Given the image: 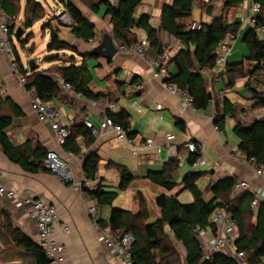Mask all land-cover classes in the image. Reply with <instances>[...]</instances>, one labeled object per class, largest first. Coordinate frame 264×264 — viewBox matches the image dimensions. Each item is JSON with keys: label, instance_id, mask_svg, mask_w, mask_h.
<instances>
[{"label": "crops", "instance_id": "obj_1", "mask_svg": "<svg viewBox=\"0 0 264 264\" xmlns=\"http://www.w3.org/2000/svg\"><path fill=\"white\" fill-rule=\"evenodd\" d=\"M33 1L40 5L43 11L42 20L32 24L33 28L48 24L44 30V40L41 46L45 55L40 58L41 64L37 65L38 62L36 64L33 62L35 70L38 67L35 72H45L68 65V61L61 64L57 61H44L46 58L49 59L56 55H63L68 60L74 58L76 66L81 63L86 65L91 76L90 90L94 94L103 96L93 106V102L78 97L73 91L62 90L60 87L62 82H59V93L49 104L59 111L67 136L74 125L84 124L85 121L98 128V124L102 122L105 115L109 114L106 112V106L111 103L114 107L110 112L111 115L124 114L127 117V133L132 135L131 137L127 135V137L133 140V146H130L128 143L118 142L112 134L99 132L97 136H93L88 130L93 143L87 145L86 137L77 136L74 140V149L77 153H71L64 146H57L50 125L37 121L28 95L19 87L17 77L0 53V94L3 100L9 99L21 112V115L14 118L11 127L7 129L9 140L16 146L28 143L33 147L39 144L45 151H56L69 164L74 181L82 186L80 192H74L46 171H39L35 174L26 173L5 157L0 146V173L5 186L20 194L28 193L33 197L42 198L56 207L57 220L54 225L53 238L65 247V264H117L108 256L106 249L97 242V233L93 230L92 220L88 214V209L92 206L97 208L96 222L100 229L112 234L108 227L110 212L116 210L138 213L141 208L139 199L142 200L143 208L148 215L145 222L147 224H152L161 217L156 205V198L159 196L175 197L182 205L191 203V194L184 190L181 184L187 172L188 175L196 172L202 174L196 181V185L201 181L202 187H197L203 193L206 202L210 201L213 196L208 190L205 193V190L210 184L223 179L247 182L252 188H264V178L257 177L253 167L228 154L231 148L239 151L237 147L239 140L233 134L235 122H240L246 128L254 122H264V73L257 72L251 77L238 78L232 86L227 85L226 74L232 66L243 64L249 57L244 38L252 30L248 23L249 19L257 16L252 12L255 0H241L239 5L231 8L224 7L225 0H194L189 17L177 22L180 27L187 29L192 23L210 25L220 18L225 25L237 26L234 36L230 35L233 43L227 58V70L222 71L213 65L212 69H202L208 71L206 76L201 74V70L198 72L204 80L208 93L211 94V99L214 97L219 102L220 108L223 99L234 107V118L226 116L223 128H218V131L215 130L216 126L213 124V105L203 111H195L193 108L183 109L180 100L170 95L154 77L153 67L148 61L157 57L158 50L149 47L146 33L138 27L139 18L143 16L147 18L149 27L158 33L160 49L168 53L171 60L180 51H186L185 45L180 41L160 31L162 9L171 7L173 0H143L134 12V26L130 30V35L134 37L137 44H147L146 56L142 58L133 54H117L112 60L81 57L99 45L104 34H111L109 33L111 32L110 18L105 16L104 6L98 7L95 11L91 10V5L94 6L101 0ZM106 1L116 8L120 0ZM66 2L74 6L93 26L95 33L93 39L86 43L78 41L68 27L58 22L57 15L65 12ZM18 6L19 15L11 16L14 20L9 24V29L11 24L21 22L24 17L25 0H18ZM207 7L212 8L211 13L206 12ZM11 29L9 38L12 46L17 50L16 53L23 69L31 74L33 70L30 68V62L32 61L28 62L16 46L22 31L18 37L15 33L21 28L16 26ZM52 33L60 41L69 45L71 51L47 52L46 48ZM115 45H117L116 42ZM190 50L193 51V48L191 47ZM37 53L40 54L41 51ZM166 72L169 78L176 75L174 62H168ZM136 85L140 86L139 91H134ZM258 98L262 99L261 105H258ZM1 112L9 114L6 106H3ZM170 138L173 139L174 146L171 149L167 147V141ZM148 141L155 142V147L138 148V144ZM189 142L196 144L200 150L204 161V164L200 166L204 169L202 172L197 170L200 167H193L188 163L191 155L187 153L185 145ZM90 153H94L98 160L96 181L87 180L82 170L83 159ZM69 154L72 157H69ZM241 155L245 157L243 153ZM171 161H176L178 166L171 172L172 180L176 184L171 191H166L163 187L146 179L149 173H160ZM115 166L126 169L134 177L123 192L118 191L120 174ZM94 191L116 193L117 196L110 206L98 207L88 195V192ZM244 193L247 192L232 191L230 199L238 198ZM250 209L254 214L258 208L252 209L250 206ZM0 215H5L14 229H18L37 245L36 228L27 218L26 208L19 200L9 201L0 198ZM0 220L3 221L2 216ZM64 227L69 229V233L64 231ZM165 232L173 239L167 227H165ZM173 242L176 241L173 240ZM181 256L184 257V251ZM0 264H20V262L9 260L0 261ZM259 264H264V257L261 258Z\"/></svg>", "mask_w": 264, "mask_h": 264}, {"label": "trees", "instance_id": "obj_2", "mask_svg": "<svg viewBox=\"0 0 264 264\" xmlns=\"http://www.w3.org/2000/svg\"><path fill=\"white\" fill-rule=\"evenodd\" d=\"M143 0H120L116 8L110 5L106 0H101L91 10L95 11L98 7L104 6L105 16L110 18L111 35L116 44L121 47H129L136 43L134 37L130 35V30L134 26L133 15L136 8ZM5 13L10 16H16L19 12V6L15 0H1ZM194 0H173L171 7H164L161 13L160 31L166 32L176 40L185 45L186 51H180L170 61L175 63L177 73L170 77L167 82L176 86V88L187 93L193 100L192 108L195 111L206 110L210 105L214 107L213 124L223 128L226 116L234 118L235 111L233 105L227 100L221 101V108L214 97L208 99L207 87L204 80L199 75L202 69H212L214 65L213 52L217 45L222 42L226 36H234L237 26L234 24L225 25L220 18L216 19L210 25H201L200 31H190L180 27L177 22L189 17L191 6ZM241 0H225L224 7H236ZM260 6V12L256 17V28H264V0H255ZM25 10L30 13V17L36 20L40 17L38 12L40 5L33 0H25ZM65 12L70 18L68 27L73 37L84 43L93 39L95 36L93 26L82 16V14L70 3L66 2ZM207 13L212 12V8L207 7ZM31 18V19H32ZM24 27H32L31 20L25 21ZM138 27L141 28L147 36L149 47L158 50L157 55L162 54L160 49L157 32L148 25L145 16L139 18ZM9 35L12 29H9ZM20 41V38L18 39ZM244 42L249 51V57L243 64L232 66L227 71V85L232 86L238 78H246L255 75L257 72L264 73V42L257 39L253 30L244 38ZM13 47L14 60L17 63L18 73L25 80V90H32L36 98L44 103H49L59 93V82L69 84L75 94H80L85 100L97 102L103 96L94 94L89 85L91 83L90 73L84 63L75 65L74 58L68 60V65L57 67L51 73L35 72L31 74L26 72L21 63L15 47ZM193 48V51L190 48ZM47 52L71 51L66 43L60 41L53 33L50 36V42L46 48ZM82 58L90 57L96 59L91 52L85 53ZM253 64V65H252ZM252 65V66H251ZM195 71L196 73H193ZM259 99L258 105L262 104ZM111 104V103H109ZM3 106L8 108L9 114H3ZM221 110V111H220ZM107 116L114 123L120 125L126 134L128 125L127 117L124 114L117 116L108 112ZM21 115L19 109L9 100H3L0 94V146L5 157L13 164L18 165L22 171L35 174L39 171H46L42 167V160L45 151L39 144L33 147L28 143L22 146L14 145L7 135V129L11 127L14 118ZM233 134L239 140L238 149L247 159L254 158L257 167H264V122H254L250 127H244L240 122H235ZM77 136L87 138V145H92L93 138L85 128L84 124H76L69 131L65 139L64 148L71 153H77L74 149V140ZM196 155H191L188 163L192 166ZM83 173L87 180L96 181V167L98 160L94 153L88 154L83 159ZM111 166V164H109ZM114 166V165H113ZM120 174V184L118 191L123 192L127 189L134 177L124 168L117 167ZM176 161L169 162L160 173H149L146 179L152 183L163 187L166 191H171L175 186L172 180L171 172L177 169ZM201 173H191L183 177L182 187L192 196V202L186 205L180 204L175 197L159 196L156 198V205L160 210L161 217L152 224L145 223L148 219L146 210L143 208V202L139 199L141 208L138 213L132 214L125 211L112 210L108 219V227L114 237L124 234H130L134 242L130 249L131 260L133 264H181L165 227L172 233V241L180 244L184 251V257L181 256L183 264H237L232 258L223 254H215L211 261L203 259L202 251L193 235L195 228H205L208 220L214 210L219 209L229 214L236 224L237 239L235 247L238 251H243L247 257L248 264H259L264 257V203L260 204L256 213L251 212V196L244 193L238 198L230 199L235 182L231 179L219 180L210 184L207 188L213 198L206 202L203 193L198 189L196 181L201 177ZM88 195L96 202L98 207L110 206L115 200L116 193H104L99 191L88 192ZM254 215V224L250 232H247L246 218ZM4 224L0 225V242H2V254L6 246L11 244L13 248L19 251L15 261L20 264H49L44 252L33 241L26 237L18 229H14L5 215H0Z\"/></svg>", "mask_w": 264, "mask_h": 264}, {"label": "built area", "instance_id": "obj_3", "mask_svg": "<svg viewBox=\"0 0 264 264\" xmlns=\"http://www.w3.org/2000/svg\"><path fill=\"white\" fill-rule=\"evenodd\" d=\"M252 12L258 16L260 12V6L257 3L252 5ZM256 16V17H257ZM59 21L63 24H70V18L66 12L60 14ZM14 20V17L7 15L2 7L0 0V53L5 57L8 62V67L15 74L18 80V85L28 95L29 102L36 116V119L41 124H49L51 130L54 133V140L57 146L61 147L65 143L67 133L64 131V126L60 117L59 111L49 103L39 101L34 95L32 90H25V80L19 75L17 63L14 60L13 47L9 38V24ZM256 18L253 16L249 19L248 23L251 29L255 32L259 41L264 42V28H256ZM60 23V22H59ZM190 31H200L201 25L192 23L187 28ZM233 38L228 35L220 42L213 52L214 65L220 70H227V58L231 52ZM146 43H138L129 47H121L116 45L117 54H133L138 57H145ZM170 55L166 52L157 55L153 60L149 59V63L153 67L154 77L160 82L161 86L167 90V92L177 97L180 100V104L183 109L192 108V98L185 92L179 91L175 85L167 82L169 79L166 72V65L170 61ZM201 74L206 76L208 71L201 70ZM61 89L65 91H73L69 84H61ZM140 86L136 85L134 91H139ZM81 97L80 94H76ZM97 102H93V106ZM113 106L108 104L106 106V112H112ZM84 126L89 130L93 136H97L99 132L102 134H112L116 140L120 143L125 142L130 146H133L132 138H128L123 128L114 123L111 118L105 115L102 122L98 124V128L92 123L85 121ZM218 131V128L215 127ZM167 147L169 149L174 148L173 139L170 138ZM155 142L148 141L147 143L138 144V148L151 149L155 147ZM185 149L189 155H197L193 167H200L204 164L198 146L192 142L185 145ZM133 154H136L133 152ZM229 156L235 159H240L253 167L254 173L257 177L264 178V167H257L256 160L254 158L247 159L242 156L241 153L235 148L228 150ZM83 155V153H82ZM69 157H72L69 154ZM42 167L46 172L60 180V182L68 186L74 192H80L82 186L75 182L69 167V164L63 160L56 151L48 150L42 160ZM242 190L247 192L251 196L250 206L252 209H256L260 204L264 203V188L255 187L252 188L247 182H235L233 191ZM0 198L7 199L9 201L19 200L23 207L26 208L27 218L33 222L37 232V245L44 252L49 264H65V247L57 243L53 238L54 225L57 220V209L44 201L42 198L33 197L28 193H17L3 183V177L0 173ZM88 214L92 220L93 230L97 233V242L103 246L110 258H112L117 264H133L131 260L130 249L134 242V238L130 234H124L119 237H114L112 234L102 231L96 222L97 208L92 206L88 209ZM64 231L69 233V229L64 227ZM193 235L200 247L203 254V259L211 261L215 254H223L232 258L237 264H248L247 257L243 251H238L235 247V241L237 239V228L235 222L232 220L229 214L216 209L211 214L208 225L205 228H195Z\"/></svg>", "mask_w": 264, "mask_h": 264}, {"label": "rangeland", "instance_id": "obj_4", "mask_svg": "<svg viewBox=\"0 0 264 264\" xmlns=\"http://www.w3.org/2000/svg\"><path fill=\"white\" fill-rule=\"evenodd\" d=\"M15 3H16V5H18V0H15ZM42 15H43V11L41 9L38 12V16L40 18L36 20L33 17V20H32L31 19L32 17H30V13L27 10H25L24 17H23L22 21L19 23L11 24V28H14L17 26V27L21 28V31H22L20 41L16 42V46L20 49V51L23 53V55L25 56V59L28 62L32 61L35 64L38 62L37 65L42 63L40 58L45 55V51L41 46H42L43 40H44V36H43L44 30L48 24H42L40 27H37L36 29H34L33 26L29 29H26L24 27V23H25V21L31 20L32 24L34 25L38 21L42 20ZM59 16H60V14L57 15L58 22H60V24L63 26H68L69 25L68 23L63 24L61 21H59V18H58ZM54 18H52V19H54ZM109 33H111V32H109ZM15 50H16V48H15ZM39 50L41 51L40 54L37 53ZM16 52H17V50H16ZM44 61H57V62L62 64V63H65L66 61H68V59L63 55L62 56L56 55V56H53L52 58H49V59L46 58V60H44ZM37 69H38V67H37ZM54 69L55 68H52L49 71L52 73ZM197 170L202 172L204 169L202 167H200ZM197 186L199 188L202 187L201 181H199L197 183ZM206 191H207V189L205 190V193H206ZM253 221H254V218H252L251 216H248L246 218V223H247L246 230H247V232L251 231ZM2 224H4V221L0 220V225H2ZM171 239H172L171 237H168V240L171 241L172 246L174 247L176 253L178 254L179 261L181 262V264H183L182 259H181L183 248L180 244L173 242ZM2 244L3 243L0 242L1 246H2ZM1 251H0V253H1ZM17 253H19V251L16 250L15 248H13V246L11 244H8L6 246V250L2 254H0V261L15 260Z\"/></svg>", "mask_w": 264, "mask_h": 264}, {"label": "water", "instance_id": "obj_5", "mask_svg": "<svg viewBox=\"0 0 264 264\" xmlns=\"http://www.w3.org/2000/svg\"><path fill=\"white\" fill-rule=\"evenodd\" d=\"M60 1V0H59ZM33 20V18H32ZM21 34V30L18 29L15 33L16 37ZM117 49L113 37L110 34H104L99 45L94 47L91 51V55L96 58H101L105 60H112L117 55ZM31 70L35 69L33 62H30ZM208 99L211 100V94H208ZM264 100V98H263ZM188 172L186 173V176Z\"/></svg>", "mask_w": 264, "mask_h": 264}]
</instances>
